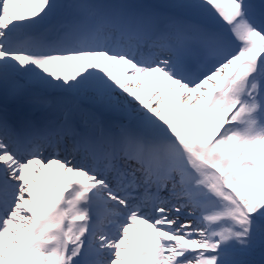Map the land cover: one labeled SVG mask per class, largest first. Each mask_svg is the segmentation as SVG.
I'll use <instances>...</instances> for the list:
<instances>
[{
    "label": "snow or ice",
    "instance_id": "obj_1",
    "mask_svg": "<svg viewBox=\"0 0 264 264\" xmlns=\"http://www.w3.org/2000/svg\"><path fill=\"white\" fill-rule=\"evenodd\" d=\"M0 264H264V0H0Z\"/></svg>",
    "mask_w": 264,
    "mask_h": 264
},
{
    "label": "bare ground",
    "instance_id": "obj_2",
    "mask_svg": "<svg viewBox=\"0 0 264 264\" xmlns=\"http://www.w3.org/2000/svg\"><path fill=\"white\" fill-rule=\"evenodd\" d=\"M138 227H139V229H140V232L142 231V233H140V235H139V238L138 239H140L143 235H144V233L146 232L145 230H147L146 229V227L144 226V225H138ZM148 231V230H147Z\"/></svg>",
    "mask_w": 264,
    "mask_h": 264
},
{
    "label": "rangeland",
    "instance_id": "obj_3",
    "mask_svg": "<svg viewBox=\"0 0 264 264\" xmlns=\"http://www.w3.org/2000/svg\"><path fill=\"white\" fill-rule=\"evenodd\" d=\"M133 234H136L137 236H138V234L139 233H136V230L135 229H132V230H130ZM145 231H147V230H145ZM141 233V232H140Z\"/></svg>",
    "mask_w": 264,
    "mask_h": 264
}]
</instances>
